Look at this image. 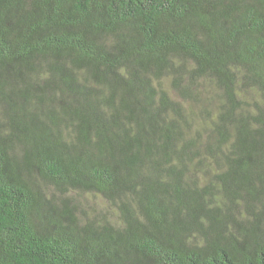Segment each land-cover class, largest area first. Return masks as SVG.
<instances>
[{
	"label": "trees",
	"instance_id": "trees-1",
	"mask_svg": "<svg viewBox=\"0 0 264 264\" xmlns=\"http://www.w3.org/2000/svg\"><path fill=\"white\" fill-rule=\"evenodd\" d=\"M0 264H264V0H0Z\"/></svg>",
	"mask_w": 264,
	"mask_h": 264
},
{
	"label": "rangeland",
	"instance_id": "rangeland-1",
	"mask_svg": "<svg viewBox=\"0 0 264 264\" xmlns=\"http://www.w3.org/2000/svg\"><path fill=\"white\" fill-rule=\"evenodd\" d=\"M91 198V197H90ZM89 205L91 206H96L97 208H100L103 206L102 201L100 200V198H95V199H89Z\"/></svg>",
	"mask_w": 264,
	"mask_h": 264
}]
</instances>
